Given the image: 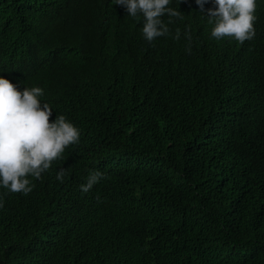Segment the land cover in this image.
<instances>
[{
	"label": "trees",
	"instance_id": "1",
	"mask_svg": "<svg viewBox=\"0 0 264 264\" xmlns=\"http://www.w3.org/2000/svg\"><path fill=\"white\" fill-rule=\"evenodd\" d=\"M169 6L149 43L114 0H0V75L81 130L30 193L0 187V264H264V0L243 43Z\"/></svg>",
	"mask_w": 264,
	"mask_h": 264
},
{
	"label": "clouds",
	"instance_id": "2",
	"mask_svg": "<svg viewBox=\"0 0 264 264\" xmlns=\"http://www.w3.org/2000/svg\"><path fill=\"white\" fill-rule=\"evenodd\" d=\"M209 2L214 5L207 9L206 16L213 25L212 37L234 38L240 43L255 37L258 0H196L201 9ZM114 4L122 5L127 16L143 17L141 31L149 43L170 33L168 23L162 19L164 15H168L169 22L180 16V11L169 6L171 0H114ZM43 96L40 86L21 89L0 75V187L9 192L30 193L35 187L31 178H41L67 146L79 142L80 128L65 115L50 121L53 107ZM104 175L99 169L90 170L79 185L81 192L88 193ZM56 178L63 182V169Z\"/></svg>",
	"mask_w": 264,
	"mask_h": 264
}]
</instances>
